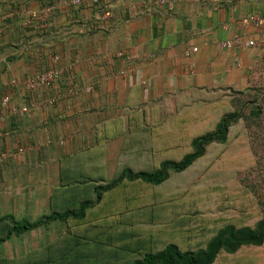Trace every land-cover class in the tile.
I'll list each match as a JSON object with an SVG mask.
<instances>
[{"label":"crops","instance_id":"obj_1","mask_svg":"<svg viewBox=\"0 0 264 264\" xmlns=\"http://www.w3.org/2000/svg\"><path fill=\"white\" fill-rule=\"evenodd\" d=\"M156 1L0 0V96L31 105L21 116L0 102V152L10 154L0 217L34 221L94 198L124 167L149 171L196 121L172 115L203 94L249 86L259 49L222 43L260 35L264 25L242 20L264 16V0ZM51 66L64 69L61 87H79L75 98L46 105L54 89L24 92L25 78Z\"/></svg>","mask_w":264,"mask_h":264},{"label":"rangeland","instance_id":"obj_2","mask_svg":"<svg viewBox=\"0 0 264 264\" xmlns=\"http://www.w3.org/2000/svg\"><path fill=\"white\" fill-rule=\"evenodd\" d=\"M255 41L260 55L250 85L244 91L203 94L172 115L196 121L152 162L180 159L191 150L192 138L213 130L224 113L248 111L258 97L264 102V28ZM260 198L264 200V112L259 120H239L226 143L209 145L193 166L171 173L161 185L125 182L105 194L83 220L55 221L0 243V264H130L168 242L196 250L228 223L253 226L262 216ZM9 227V221L2 223L0 238ZM214 264H264V244L221 253Z\"/></svg>","mask_w":264,"mask_h":264},{"label":"trees","instance_id":"obj_3","mask_svg":"<svg viewBox=\"0 0 264 264\" xmlns=\"http://www.w3.org/2000/svg\"><path fill=\"white\" fill-rule=\"evenodd\" d=\"M261 65L264 66V56ZM250 82L249 76V85ZM260 100L261 97H258L250 101L252 106L248 111L244 108H238L224 113L213 130L203 132L192 138L191 150L185 152L180 159L165 157L157 164L153 162L149 171L146 169L134 171L131 167H124L112 180L94 186V198L85 199L78 205L69 207L64 211L54 210L34 221L18 220L13 215L0 217V227L5 221L10 222V227L6 230L5 235L0 238V243L55 221L83 220L90 208L104 200L105 194L125 182L140 181L154 186L163 184L168 180L171 173H181L193 166L198 159L206 154L209 145L226 143L231 127L239 120H259L264 112V102ZM185 109L187 108H183L181 111ZM179 118L192 120V118L182 116ZM260 209L262 216L253 226H236L233 223H228L221 227L201 248L183 250L176 242H168L160 250L145 252L142 256L134 258L130 264H214L221 253L234 254L245 246H262L264 244V200L261 198Z\"/></svg>","mask_w":264,"mask_h":264},{"label":"built area","instance_id":"obj_4","mask_svg":"<svg viewBox=\"0 0 264 264\" xmlns=\"http://www.w3.org/2000/svg\"><path fill=\"white\" fill-rule=\"evenodd\" d=\"M70 5L80 6L85 3H91L92 5L100 6L101 0H67ZM156 3L164 4L168 3L167 0H158ZM56 8V5L50 6V10L53 11ZM244 25H254L260 26L264 25V16H260L258 14H252L245 17L242 20ZM94 24L91 25L93 27ZM82 32L84 30H81ZM256 44L255 39L248 38L241 34H236L233 36L232 39L227 40L222 43L223 47L225 48H233V47H242V46H254ZM198 47L191 48L190 51H187L186 54L190 52H196ZM118 55L121 56L122 52H118ZM56 60L57 57H54ZM190 71H192L190 69ZM64 69L51 66L45 68L41 71H37L34 75H31L24 79L23 83L21 84L25 93H34L39 88H47V89H54V93L51 96L45 98L44 103L46 105H55L58 102L75 98L80 89L79 87L71 83L70 85L66 86L65 88L61 87L59 82L63 79ZM12 85H20L19 81L13 79L11 81ZM92 87H87L86 90H91ZM1 105L11 114V115H25L28 114L30 111V104L25 103L22 105H15L12 103L11 96L9 94H3L0 96ZM10 154L8 152H0V162L4 159L9 157Z\"/></svg>","mask_w":264,"mask_h":264}]
</instances>
